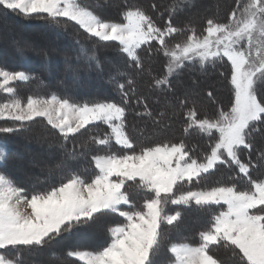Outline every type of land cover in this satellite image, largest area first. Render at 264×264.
I'll list each match as a JSON object with an SVG mask.
<instances>
[{
	"label": "snow or ice",
	"instance_id": "6c2138e0",
	"mask_svg": "<svg viewBox=\"0 0 264 264\" xmlns=\"http://www.w3.org/2000/svg\"><path fill=\"white\" fill-rule=\"evenodd\" d=\"M183 2L186 0H173L167 9V22L158 24L139 6H126L122 22H112L79 0H0V9L46 20L52 28L64 26L66 20L97 42H117L126 65L111 76L121 103H80L56 93L29 95L25 101L14 85L26 84L33 77L23 70L0 68V92L10 97L0 102V119L19 122L18 126L0 127V133L26 131L37 118L46 120L64 142L84 136L82 130L91 133L90 125L102 124L109 129L87 135L78 145L84 150L80 155L91 152L93 145L100 146L92 155L96 171L89 178L68 169L58 185L29 192L0 173V264H21L22 253H38L53 240L92 227L110 214L122 220L107 228L110 242L106 246L96 251L70 249L66 256L81 264H225L211 254L216 246L231 253L232 264H264V179L251 176L252 169L264 166V151L255 162L242 159L243 150L251 153L253 149L254 133L264 134V0H235L236 7L225 22L206 21V34H198L193 26L173 23L172 16L182 10ZM151 7L157 11L156 4ZM177 36L183 39L176 40ZM80 52L89 67L100 66L95 45L91 54L83 45ZM225 60L231 66L227 77L230 107L224 110L218 106L215 116L201 115L191 92H175L173 78L194 62L204 68ZM156 61L163 66L158 74L152 68ZM141 81L155 93L172 96L159 119L152 117L146 98L137 93ZM207 96L216 103L211 91ZM132 104L143 105L144 112L136 115L147 113L156 124L165 116H182L184 135L195 132L208 137L210 151L202 161L195 159L183 140L159 141L136 151L127 123ZM76 147L68 153L71 159L77 158ZM7 155L0 149V164L6 163ZM218 166L238 169L250 188L218 183L210 189L174 193L185 182L207 179ZM133 189L151 194L140 207ZM191 202L206 210L216 205L226 209L215 213L209 226L199 233V246L170 244L171 261L161 255L166 239L162 225H173L181 213L168 214L165 206Z\"/></svg>",
	"mask_w": 264,
	"mask_h": 264
},
{
	"label": "trees",
	"instance_id": "16d2710c",
	"mask_svg": "<svg viewBox=\"0 0 264 264\" xmlns=\"http://www.w3.org/2000/svg\"><path fill=\"white\" fill-rule=\"evenodd\" d=\"M213 1L215 0H186V2L181 3L182 10L172 16L173 23L179 27L193 26L198 34H205L204 28L208 19L211 18L223 23L227 20L231 10L236 7L235 0H228L229 4L225 8L215 5ZM79 2L105 21L122 22L121 13L126 9V6H139L149 12L158 24H164L169 17L167 9L173 3V0H79ZM152 4L157 5V11L152 10ZM211 5L215 6L214 11L203 12L199 10L202 7H210ZM2 24L12 29H21L25 38L37 33L42 38H60L62 45L69 46L67 49L59 51L44 48L37 52L34 44L29 46L27 43L17 42L18 49L10 52L8 59L2 60L0 56V68L9 71L23 70L33 77L26 84L17 83L14 85L18 95L24 98L25 101L29 95L47 97L51 93H56L80 103L92 100L121 103V96L114 83L111 82V76L115 75L118 69L124 70L126 68L125 57L119 51L120 46L117 42H97L95 38H90L74 22L65 20L64 26L52 28L48 26L46 20L25 18L21 14L0 9V25ZM5 37V33L0 34V38ZM175 39L182 40L183 37L177 36ZM81 45L87 48L89 54L92 53L95 45V54L100 63L99 67H96L95 64L89 67L85 55L80 52ZM26 48L31 51L25 50ZM162 67L159 61L152 64L153 71L157 74L162 71ZM229 72L230 64L226 60L224 63H216L214 66L207 64L204 68L194 62L188 65L179 76L173 78V87L177 94L182 95L187 92L192 82L195 81L197 84L193 85L191 93L198 101L197 107L201 115L215 116L218 106L223 107L224 110H228L230 107L231 93L227 79ZM221 73H224V75L222 76ZM209 83L223 86L227 97L215 98L216 103H213L211 98L207 96V92L211 91L214 96V91L212 89L204 91L203 89ZM96 89H98V92H96ZM93 90H95V93L91 94L89 91ZM137 93L146 98L152 117L157 119H159V113L165 111L168 100L172 99L171 94L161 95L153 92L144 81L138 84ZM9 99L8 95L0 93V102H7ZM137 111L144 112L143 105L132 104L127 114L128 129L136 141V151H139L140 147L144 145L159 141L178 143L181 140L186 143V150L189 151V155L200 161L210 151L209 144L211 141L208 137L195 132L189 136L184 135L182 116H171V118L165 116L159 124H156L147 113L137 116ZM167 111L171 113V109H167ZM18 124L19 122L11 120H0V127L18 126ZM89 128L92 130L91 133L82 130L85 132L84 136L78 135V138H70L67 142H64L58 132L47 124L46 120L37 118L35 121L30 122L26 131L0 133V149L8 153L6 163L0 164V173L6 174L19 186L28 189L29 192L58 185L68 169L77 171L84 178L91 177L96 171L92 155L96 154V150L100 146L93 145L91 146V152L80 155L84 150L78 145L87 138V135L103 134L109 129L102 124L98 126L90 125ZM141 132L144 135H141ZM38 138H42L41 145L48 149L49 156L51 153H56L58 156L52 157V163H48L49 156L46 153L40 154L38 159L32 162L31 171L34 175L29 178H22V173L13 169L22 160V156L18 152L26 148L32 149L33 153L38 151L35 148L36 146L31 143L32 140ZM74 145H77V158L71 159L68 153ZM116 147L118 148V146ZM261 151H264V134L254 133L253 149L251 153H249V150H243L242 159L245 162L249 159L255 162ZM44 163H48L46 169L41 167ZM251 176L257 180L264 179V166L252 169ZM218 183L229 186L235 184L241 190L250 188L247 178H244L242 174L238 175V169L218 166V170L207 174V179H202L199 183L195 180L191 184L185 182L182 187L178 186L177 189H174V193L179 195L181 192L189 190L210 189L217 186ZM131 191H133V197L138 207L142 206L145 196L151 195L142 190L133 189ZM221 210H225L224 205L212 206L211 209L206 210V208L195 205L194 202L189 205L167 204L165 206L166 213L175 214L176 211H179L181 216L171 226L162 225L166 232V239L161 249L162 257L174 261L173 256L168 252V247L172 243H187L191 246H199V233L209 226L210 218ZM120 220L122 218L110 214L92 227L79 229L65 234L63 238L53 240L49 246L41 249L38 253L32 255L26 252L22 253L21 264H35L37 261H35L34 256H45L46 259L41 261L43 264H51L54 259L59 260H55L56 262H53V264H81L76 259L67 257L66 251L70 249L96 251L102 246H106L110 242V234L107 228L111 223ZM94 228H100V238L84 241L82 236L87 235ZM56 247H60L61 255L57 253ZM8 254L12 255L11 252ZM211 254L223 260L225 264H232L231 253L222 248L213 246Z\"/></svg>",
	"mask_w": 264,
	"mask_h": 264
},
{
	"label": "rangeland",
	"instance_id": "374dc122",
	"mask_svg": "<svg viewBox=\"0 0 264 264\" xmlns=\"http://www.w3.org/2000/svg\"><path fill=\"white\" fill-rule=\"evenodd\" d=\"M221 2H224V3H221ZM213 3L215 5H219V7H224V8H225V6L227 4H229L228 0H218V1L215 0V1H213ZM216 3H218V4H216ZM214 7L215 6L211 5L210 7H208V6L207 7H202L199 10L203 11V12H205V11L206 12H210V11H214L215 10ZM1 33H5L6 34L5 38H0V56H1L2 60L3 59H8L10 52H14L15 50L18 49V47L16 46L17 42L27 43V44H29V46L31 44H34V46L36 47L37 52L40 49H44V48H52L53 50L59 51V50L67 49L69 47V46L62 45V43L60 42V38H51V37L42 38V37H39V34H37V33L32 34L28 38H25V36L23 35V32H22L21 29H12V28H9L5 24L0 25V34ZM25 50L29 51L30 49L26 48ZM33 53H35V52H33ZM53 67H55V66H53ZM56 82H58V81L56 80ZM194 84H197V83L195 81H193L192 84L190 85V88L187 89V92H192L191 90H192V87H194L193 86ZM187 87H189V86H187ZM203 89H204V91H206V89L207 90L208 89H212L214 91V96H215L216 99L217 98L219 99L220 97L224 98V96H226V91L224 90V87L220 86V85H215V83L214 84H210L209 83V85H207ZM89 92L92 94V93H95V90L89 91ZM96 92H98V89H96ZM0 120H4V119H0ZM41 139L42 138L34 139L31 142L32 144H34L36 146L35 148H37V150H38L35 153H33L32 149L30 150L28 148H26L24 150H20L18 152L22 156V160L13 169L20 171L22 173V178H29L30 176L34 175V173H32V171H31L32 162H34V160L38 159L40 154L46 153V155L49 156L50 152L48 151V149L42 147ZM55 156H58V155L56 153H51L50 156L48 157V159H49L48 163H52V161H51L52 157H55ZM48 163L42 164L41 167L46 169L45 167L48 165ZM186 221H187V219H186ZM100 236H101L100 228H94L87 235L82 236V239L84 241L97 240V239L100 238ZM56 251H57V253L59 255H61L60 247H56ZM34 258L36 259L35 261H37V262H35V264H43L41 261L43 259H46L45 256H34ZM55 260L57 261L59 259L52 260L51 264H53V262H56Z\"/></svg>",
	"mask_w": 264,
	"mask_h": 264
},
{
	"label": "bare ground",
	"instance_id": "6f19581e",
	"mask_svg": "<svg viewBox=\"0 0 264 264\" xmlns=\"http://www.w3.org/2000/svg\"><path fill=\"white\" fill-rule=\"evenodd\" d=\"M218 1V0H217ZM195 13V12H194ZM21 35V34H20ZM19 37V36H18ZM40 37V36H39ZM19 39V38H18ZM40 39V38H39ZM55 76V75H54ZM88 92V91H87ZM15 175V174H14ZM18 177V176H17Z\"/></svg>",
	"mask_w": 264,
	"mask_h": 264
},
{
	"label": "crops",
	"instance_id": "0c3cea01",
	"mask_svg": "<svg viewBox=\"0 0 264 264\" xmlns=\"http://www.w3.org/2000/svg\"><path fill=\"white\" fill-rule=\"evenodd\" d=\"M193 247H195V246H193ZM174 258V257H173ZM75 259V258H74ZM78 261V260H77ZM80 262V261H79Z\"/></svg>",
	"mask_w": 264,
	"mask_h": 264
}]
</instances>
